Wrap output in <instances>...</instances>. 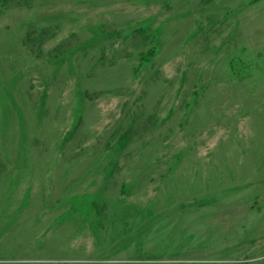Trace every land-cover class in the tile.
Wrapping results in <instances>:
<instances>
[{
	"label": "rangeland",
	"instance_id": "obj_1",
	"mask_svg": "<svg viewBox=\"0 0 264 264\" xmlns=\"http://www.w3.org/2000/svg\"><path fill=\"white\" fill-rule=\"evenodd\" d=\"M0 264H264V0H0Z\"/></svg>",
	"mask_w": 264,
	"mask_h": 264
}]
</instances>
